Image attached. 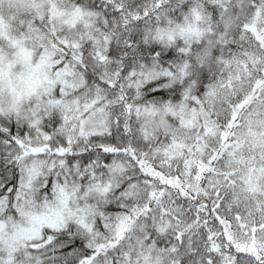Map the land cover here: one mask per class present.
I'll use <instances>...</instances> for the list:
<instances>
[{
  "label": "snow or ice",
  "instance_id": "obj_1",
  "mask_svg": "<svg viewBox=\"0 0 264 264\" xmlns=\"http://www.w3.org/2000/svg\"><path fill=\"white\" fill-rule=\"evenodd\" d=\"M0 264H264V0H0Z\"/></svg>",
  "mask_w": 264,
  "mask_h": 264
}]
</instances>
